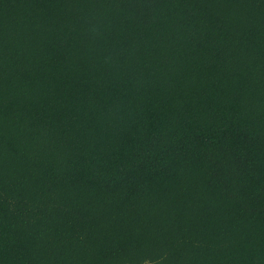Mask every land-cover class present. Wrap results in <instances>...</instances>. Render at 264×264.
I'll return each instance as SVG.
<instances>
[{
    "label": "trees",
    "instance_id": "1",
    "mask_svg": "<svg viewBox=\"0 0 264 264\" xmlns=\"http://www.w3.org/2000/svg\"><path fill=\"white\" fill-rule=\"evenodd\" d=\"M0 264H264V0H0Z\"/></svg>",
    "mask_w": 264,
    "mask_h": 264
}]
</instances>
